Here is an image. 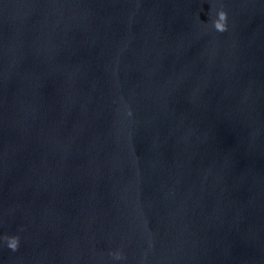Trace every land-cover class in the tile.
Masks as SVG:
<instances>
[{"label":"water","instance_id":"obj_1","mask_svg":"<svg viewBox=\"0 0 264 264\" xmlns=\"http://www.w3.org/2000/svg\"><path fill=\"white\" fill-rule=\"evenodd\" d=\"M228 28L210 27L214 11ZM181 149L213 264H264V0H160Z\"/></svg>","mask_w":264,"mask_h":264},{"label":"clouds","instance_id":"obj_2","mask_svg":"<svg viewBox=\"0 0 264 264\" xmlns=\"http://www.w3.org/2000/svg\"><path fill=\"white\" fill-rule=\"evenodd\" d=\"M228 14L223 8L216 9L214 11V15L211 18L210 27L214 29L216 32L223 33L228 28ZM130 114V113H129ZM4 239L6 241V246L12 251H16L19 247L20 238L19 236L13 235V236H4ZM116 260L122 259L120 252H115L112 254Z\"/></svg>","mask_w":264,"mask_h":264}]
</instances>
